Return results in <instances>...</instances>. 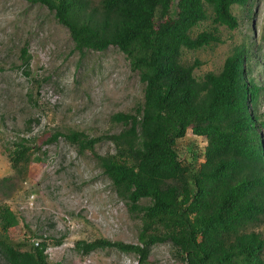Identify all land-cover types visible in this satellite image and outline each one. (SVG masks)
Here are the masks:
<instances>
[{"label": "trees", "instance_id": "trees-1", "mask_svg": "<svg viewBox=\"0 0 264 264\" xmlns=\"http://www.w3.org/2000/svg\"><path fill=\"white\" fill-rule=\"evenodd\" d=\"M53 13L67 29L74 49L116 47L143 85L133 113H116L119 133L89 137L83 131L54 132L78 153L93 152L129 215L139 223L137 244L102 237L75 242L82 254L116 249L150 264L151 249L166 244L180 264H264V98L260 63L250 46L233 48L218 73L200 80L199 61L185 63L184 51H197L219 39L210 32L193 36L208 19L228 30L239 27L232 7L250 0H26ZM22 65L30 55L22 47ZM206 142L203 160L185 158L177 142L187 132ZM108 141L113 152L94 153ZM13 144L11 167L23 173L36 146ZM36 160H40L36 158ZM16 222L18 217L10 212ZM12 241L0 221L2 264H61L50 261L47 240L26 225ZM25 236V237H24ZM58 243V242H57Z\"/></svg>", "mask_w": 264, "mask_h": 264}, {"label": "rangeland", "instance_id": "rangeland-1", "mask_svg": "<svg viewBox=\"0 0 264 264\" xmlns=\"http://www.w3.org/2000/svg\"><path fill=\"white\" fill-rule=\"evenodd\" d=\"M232 13L239 21L236 30L210 19L197 25L193 36L206 31L219 42L184 51L182 60L199 61L194 76L200 80L206 73H218L233 48L245 44L260 63L264 81V0L234 6ZM22 47L30 55L27 68L22 65ZM142 89L138 75L116 47L81 55L67 29L46 7L26 0H0V221L9 239L23 236L26 225L47 240L50 261L137 264L133 254L116 249L84 255L76 248L75 242L83 237L137 244L139 223L115 194L93 152L80 154L62 137L51 144L45 140L56 131H83L89 137L119 133L123 127L111 116L133 113L143 100ZM261 103L263 115L264 98ZM21 139L37 148L23 173L11 167L8 156ZM205 145L189 130L177 142V150L182 158L195 150L202 161ZM113 150L108 141L94 147L98 155ZM10 212L17 215V222ZM256 229L264 230V224ZM148 261L180 264L166 244L154 246Z\"/></svg>", "mask_w": 264, "mask_h": 264}]
</instances>
